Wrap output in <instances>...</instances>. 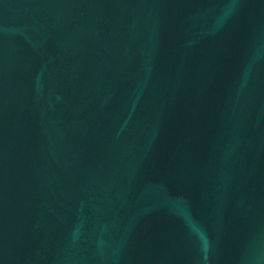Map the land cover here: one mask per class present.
<instances>
[{"label":"water","instance_id":"1","mask_svg":"<svg viewBox=\"0 0 264 264\" xmlns=\"http://www.w3.org/2000/svg\"><path fill=\"white\" fill-rule=\"evenodd\" d=\"M0 264H264V0H0Z\"/></svg>","mask_w":264,"mask_h":264}]
</instances>
